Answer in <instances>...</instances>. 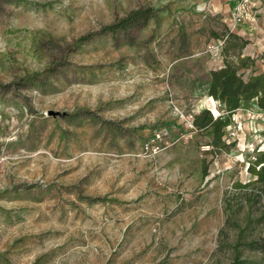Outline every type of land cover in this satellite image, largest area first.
Here are the masks:
<instances>
[{
	"label": "rangeland",
	"instance_id": "1",
	"mask_svg": "<svg viewBox=\"0 0 264 264\" xmlns=\"http://www.w3.org/2000/svg\"><path fill=\"white\" fill-rule=\"evenodd\" d=\"M216 1L0 0V264H264V112L215 147L192 119L224 114L212 69L264 72V0Z\"/></svg>",
	"mask_w": 264,
	"mask_h": 264
},
{
	"label": "trees",
	"instance_id": "2",
	"mask_svg": "<svg viewBox=\"0 0 264 264\" xmlns=\"http://www.w3.org/2000/svg\"><path fill=\"white\" fill-rule=\"evenodd\" d=\"M235 4V3H234ZM154 18L153 9L134 10L121 21L108 25L105 33L116 34L127 29L146 27ZM264 59V49L263 56ZM208 94L220 102L223 106L224 114L213 117L211 109L204 110L193 115V124L199 130L212 129L214 139L212 145L219 146L223 142L225 135H228L233 122L232 114L238 110L246 101H257L258 107L264 112V72L252 75L245 79L237 68L227 62L220 69H212L207 83ZM259 166V168H258ZM251 172L256 179L250 185H256L260 189L259 196L264 194V151L256 157L255 162L250 166ZM245 246L251 250L263 249L256 240L246 241ZM230 264H259L248 258H241L236 255Z\"/></svg>",
	"mask_w": 264,
	"mask_h": 264
},
{
	"label": "built area",
	"instance_id": "3",
	"mask_svg": "<svg viewBox=\"0 0 264 264\" xmlns=\"http://www.w3.org/2000/svg\"><path fill=\"white\" fill-rule=\"evenodd\" d=\"M251 4H253L251 2V0H237V6L234 8L233 15L231 18V20L234 23V26H237L238 23L245 21V19L247 18L246 16L248 14V8ZM223 41L210 45L208 47L207 51L209 53L214 54V55H218V52H220V49L224 43ZM230 128L231 129H230L228 135H230L232 137H237L239 134V131H241V129H242L241 122H239L237 117L234 118V121L232 122Z\"/></svg>",
	"mask_w": 264,
	"mask_h": 264
},
{
	"label": "crops",
	"instance_id": "4",
	"mask_svg": "<svg viewBox=\"0 0 264 264\" xmlns=\"http://www.w3.org/2000/svg\"><path fill=\"white\" fill-rule=\"evenodd\" d=\"M221 4H224V5L221 7ZM215 5H216L215 11H217V12L222 11L221 13L225 15V14H227V12H229V11L232 12L233 11V8H235L236 5H237V1H235V0H217L216 3H215ZM246 26H248V25H246ZM242 28H240L238 30L234 29L232 31H235L236 30L237 31L236 33L239 32L240 34H243L244 32L241 31ZM244 29L247 30L248 27H246ZM247 53H249V52L247 51ZM250 54H251V52H250Z\"/></svg>",
	"mask_w": 264,
	"mask_h": 264
}]
</instances>
